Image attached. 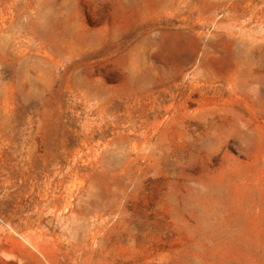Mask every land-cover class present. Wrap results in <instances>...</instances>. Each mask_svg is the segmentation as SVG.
I'll return each mask as SVG.
<instances>
[{
	"label": "rangeland",
	"instance_id": "rangeland-1",
	"mask_svg": "<svg viewBox=\"0 0 264 264\" xmlns=\"http://www.w3.org/2000/svg\"><path fill=\"white\" fill-rule=\"evenodd\" d=\"M0 264H264V0H0Z\"/></svg>",
	"mask_w": 264,
	"mask_h": 264
}]
</instances>
